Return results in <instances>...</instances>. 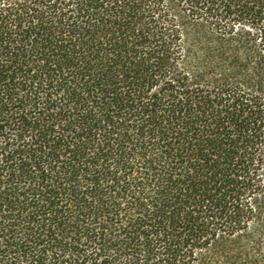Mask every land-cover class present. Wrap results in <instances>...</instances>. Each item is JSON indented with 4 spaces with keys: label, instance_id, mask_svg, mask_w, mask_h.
<instances>
[{
    "label": "trees",
    "instance_id": "trees-1",
    "mask_svg": "<svg viewBox=\"0 0 264 264\" xmlns=\"http://www.w3.org/2000/svg\"><path fill=\"white\" fill-rule=\"evenodd\" d=\"M0 264H264V0H0Z\"/></svg>",
    "mask_w": 264,
    "mask_h": 264
}]
</instances>
